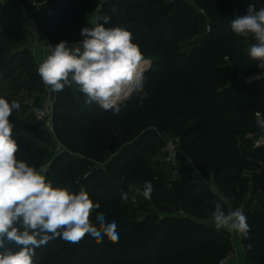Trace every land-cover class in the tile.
Segmentation results:
<instances>
[{
    "label": "trees",
    "instance_id": "obj_1",
    "mask_svg": "<svg viewBox=\"0 0 264 264\" xmlns=\"http://www.w3.org/2000/svg\"><path fill=\"white\" fill-rule=\"evenodd\" d=\"M13 1L30 8L38 0ZM191 2L203 10L209 31L189 52L181 46L197 35L201 18L181 1L49 0L37 8L33 20L50 45L78 43L81 29L90 27L87 14L97 11L98 23L108 17L105 27L131 32L151 66L144 73L143 92L123 102L119 114L87 103L73 84L53 94V134L31 112L10 116L17 158L37 169L47 166L44 175L53 187L86 190L100 205L91 214L93 225L98 226L97 213H103L116 222L119 235L117 243L106 236L98 243L85 235L75 244L56 238L35 249L34 264H218L234 252L225 229L215 227L212 212L217 203L236 209L248 184L264 192V146L254 147L245 138L258 130L256 114H264V68L231 30V21L246 15L249 4ZM19 66V85L42 91L25 27L0 6V83ZM255 75L259 81L246 82ZM167 130L180 139L179 166L191 161L201 178L212 177L228 204L203 183L186 178L167 187L152 172L156 139ZM50 139L63 148L51 158L40 142ZM237 167L252 171L249 181L233 173ZM147 181L152 210L138 218L121 194L133 186L143 190ZM243 214L249 225L247 235L240 234L246 262L264 264V213ZM5 247L18 250L7 242Z\"/></svg>",
    "mask_w": 264,
    "mask_h": 264
},
{
    "label": "clouds",
    "instance_id": "obj_2",
    "mask_svg": "<svg viewBox=\"0 0 264 264\" xmlns=\"http://www.w3.org/2000/svg\"><path fill=\"white\" fill-rule=\"evenodd\" d=\"M97 23L84 27L78 43L61 41L39 64L38 74L43 84L53 92L65 86H78L86 102L96 103L106 111L119 114L120 105L134 92H143L144 56L132 34L120 26L105 27ZM231 30L242 37L251 36L255 43L248 48V56L264 68V7L259 10L248 5L247 13L231 21ZM146 97L147 93H143ZM20 104L0 97V264H34L35 249L60 238L68 243H79L85 235L96 242L106 236L112 243L119 241L117 224L108 222L103 213H97L98 226L91 222V214L99 209L83 188L78 193L67 188L53 187L44 175L46 169H37L17 158L19 145L13 138V111ZM152 184L145 182L143 196L150 199ZM127 199V194H121ZM212 220L219 230L247 235L249 225L240 208H225L217 203ZM15 244L17 251L5 247Z\"/></svg>",
    "mask_w": 264,
    "mask_h": 264
},
{
    "label": "rangeland",
    "instance_id": "obj_3",
    "mask_svg": "<svg viewBox=\"0 0 264 264\" xmlns=\"http://www.w3.org/2000/svg\"><path fill=\"white\" fill-rule=\"evenodd\" d=\"M49 0H38L35 1L33 4H31L30 8H26L28 10H35L46 3H48ZM175 1H181L184 3L185 6L188 8H192L195 12H197L201 18V24L198 27V33L197 35L192 39L191 42L188 44L182 45L181 50L183 52H189L196 44L207 34L209 31V23L208 20L203 12L202 9L198 8L191 0H166L167 3L175 2ZM219 4H229V5H237L241 3L245 4H252L256 3L258 5V10L262 8V4L259 0H216ZM99 2V1H95ZM101 3V2H100ZM0 6L3 7L7 15H11L15 17L19 22L23 24L22 20V7L14 8L12 12L10 11L11 4H7L6 1L0 0ZM24 8V7H23ZM94 13V12H93ZM91 13V14H93ZM5 20V19H4ZM3 20V22H4ZM35 22V21H34ZM36 24V23H35ZM37 26V25H36ZM25 28H28L27 26H24ZM240 46L244 49L246 53H248V48L253 42L249 41L246 37L239 36L238 38ZM148 62V61H147ZM25 66V65H24ZM22 67L19 66L17 70L11 74L5 76V79L3 83H0V91L1 90H10L13 89L15 92L13 95H8L7 98L9 101H17L20 104L19 110H17V114L21 117H25L31 112V109L35 106H40L44 103L46 98L50 96L51 93L54 94L53 91L50 92H43L41 95H38L35 98H30V96L27 94V96H21L22 91L26 90L24 89L20 84L21 79L19 78V70ZM149 67L147 68V70ZM18 86V87H17ZM20 86V87H19ZM262 123L264 125V114L262 115ZM263 128L260 129L259 137L261 138L264 136ZM174 136L169 130L161 133L158 135V138L156 139V146L157 151L156 153L150 157L151 162V169L154 174L158 177L159 180H161L167 187H170L174 182L182 181L186 178L193 179L197 182L203 183L210 188V192L219 198L222 202L227 203V200L225 199L223 193L219 190L216 183H214L212 177L209 178H201L198 174L196 168L192 164L191 161H188V164L186 166H179L178 174L175 176L172 174V172L169 170V168L163 163L162 158V146L165 140L170 139ZM253 146H255L256 141L258 139H247ZM42 146L49 151V158H51L53 155L57 153V151H63V148L58 144V142L55 139H50L47 141L40 140ZM44 166L43 168L45 169ZM233 173L237 174L240 179H244L249 181L250 176L252 174V171L247 170L245 167H237L233 169ZM143 190L138 186L130 187L127 190V199H124V203L129 209V211L134 214L138 218H142L144 216H147L152 208L148 205V200L143 196L142 194ZM257 203H260L261 205H256ZM264 206V192L255 191L252 189L251 184H248V192L245 195V197L240 201L237 208H240L243 210V212H253V211H259L264 213L263 210ZM226 232L230 231L226 228H224ZM234 236H240L239 233H234Z\"/></svg>",
    "mask_w": 264,
    "mask_h": 264
},
{
    "label": "built area",
    "instance_id": "obj_4",
    "mask_svg": "<svg viewBox=\"0 0 264 264\" xmlns=\"http://www.w3.org/2000/svg\"><path fill=\"white\" fill-rule=\"evenodd\" d=\"M21 10H22L23 25L32 28L34 31H37L38 30L37 26L33 20V16L36 14L37 9L28 10L26 8H23L22 6ZM53 106H54V99L51 98V96H48L42 105L35 106L31 109V114L33 115V117L38 122H40L50 134H53V128H52ZM256 125L258 130L254 133H248L245 138L253 139V140L259 138V140L256 141L254 147H261L264 146V136H262L261 138L259 137L261 127L264 129L261 113L256 114ZM179 149H180V139L175 136L165 140L162 146L163 163L169 168V170L172 172L174 176L178 174L179 171V164L177 160ZM227 233L229 235V238H231V236L236 232L228 231ZM218 264H236L235 253L233 252L232 254H229L224 259H222Z\"/></svg>",
    "mask_w": 264,
    "mask_h": 264
},
{
    "label": "crops",
    "instance_id": "obj_5",
    "mask_svg": "<svg viewBox=\"0 0 264 264\" xmlns=\"http://www.w3.org/2000/svg\"><path fill=\"white\" fill-rule=\"evenodd\" d=\"M4 1H6L7 4H9L10 2L11 12L14 8L22 7L19 3L13 0H4ZM97 1H99L100 3V2L107 1V0H97ZM86 18H87V21L90 27L95 26L98 23L97 22V11H95L93 14L91 13L87 14ZM25 34L27 38V49L33 58L36 68L38 69L39 64L47 57L48 54H50V49H49L50 44L47 42L43 34L39 31V29L37 31H34L32 28H29V27L25 28ZM50 91L51 89L44 85V89L42 91L39 89H27V90L22 91L21 96H27L28 94L30 98L32 99V98L37 97L38 95H41V93L43 92H50ZM14 93L15 92L13 91V89H10L7 91L6 90L0 91L1 96L13 95ZM230 240L232 242L233 250L236 255V264H247L240 236L238 237L234 236V238L233 236H231Z\"/></svg>",
    "mask_w": 264,
    "mask_h": 264
},
{
    "label": "water",
    "instance_id": "obj_6",
    "mask_svg": "<svg viewBox=\"0 0 264 264\" xmlns=\"http://www.w3.org/2000/svg\"><path fill=\"white\" fill-rule=\"evenodd\" d=\"M150 66H151V63H150ZM260 80V76L259 75H255V76H253V77H250V78H247V80H246V82L247 83H255V82H257V81H259ZM50 96H51V98H53V93H51L50 94ZM130 98V97H129ZM128 98V99H129ZM54 99V98H53ZM127 99V100H128ZM127 100H125V101H127ZM124 101V102H125Z\"/></svg>",
    "mask_w": 264,
    "mask_h": 264
},
{
    "label": "bare ground",
    "instance_id": "obj_7",
    "mask_svg": "<svg viewBox=\"0 0 264 264\" xmlns=\"http://www.w3.org/2000/svg\"><path fill=\"white\" fill-rule=\"evenodd\" d=\"M148 67H150V62L149 61L145 64L146 70H147Z\"/></svg>",
    "mask_w": 264,
    "mask_h": 264
}]
</instances>
